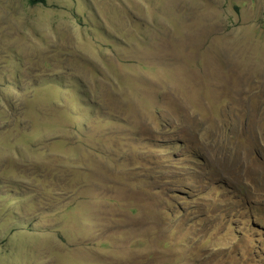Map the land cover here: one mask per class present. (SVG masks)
Segmentation results:
<instances>
[{"label": "rangeland", "instance_id": "rangeland-1", "mask_svg": "<svg viewBox=\"0 0 264 264\" xmlns=\"http://www.w3.org/2000/svg\"><path fill=\"white\" fill-rule=\"evenodd\" d=\"M0 264H264V0H0Z\"/></svg>", "mask_w": 264, "mask_h": 264}, {"label": "trees", "instance_id": "trees-1", "mask_svg": "<svg viewBox=\"0 0 264 264\" xmlns=\"http://www.w3.org/2000/svg\"><path fill=\"white\" fill-rule=\"evenodd\" d=\"M45 2V0H31V3L32 4H38V3H44ZM158 111H159V109H158ZM94 110H92L91 111V114H90V117H91V119L94 117ZM85 120H86V118L85 117H83V120H82V126H85ZM181 142L175 137V139H174V141H172V142H165L164 143V145L166 146V149H168L169 148V146L170 145H172V146H176V145H178V144H180ZM183 143H185V142H183ZM194 146H199V140L198 139H195L194 140V144H193ZM200 160L202 159V158H199ZM170 179L171 178H166L164 181H166L165 183H164V188H165V193L167 194V195H173V194H175V190L173 189V186H174V184H173V182L172 181H170ZM173 179V178H172Z\"/></svg>", "mask_w": 264, "mask_h": 264}]
</instances>
